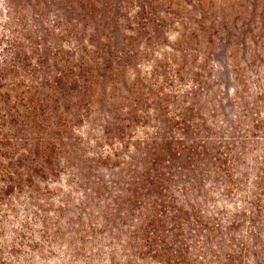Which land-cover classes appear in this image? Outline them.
<instances>
[{"label":"trees","instance_id":"obj_1","mask_svg":"<svg viewBox=\"0 0 264 264\" xmlns=\"http://www.w3.org/2000/svg\"><path fill=\"white\" fill-rule=\"evenodd\" d=\"M160 1L168 8L181 5L174 0H6L0 8L4 23L0 33V199L28 187L44 166L52 165L56 146L65 140L54 135L69 122L58 112L65 107L57 95L75 92L92 98L101 71L123 70L125 57L149 49L156 27L164 21L153 9ZM195 2L205 7L202 0ZM202 7L195 15L200 19ZM163 14L191 24L176 33L182 51L212 44L206 35L209 23L200 20L199 25L193 18ZM199 60L205 64L208 55ZM207 123L202 119L195 126L198 133L186 142L184 137L165 138L162 143L151 140L134 147V159L128 157L132 162L123 164L128 167L125 178L124 172L114 176L117 188L101 207L100 221L93 222L95 209L89 205L86 222L77 213L70 218L72 254L84 252L86 237L95 238L107 228L114 243L97 264H263L264 185L253 182L254 188L263 191L252 193L243 206L233 207L220 223L202 209V200H211L199 195L205 178L212 183L223 179L227 192L234 188L231 155L226 146L205 134ZM111 126L107 120L106 132ZM110 153L103 157L117 158L114 151ZM260 158L264 165V153ZM78 176L80 182L85 180L82 172ZM174 178L181 181L177 188L172 186ZM257 179L264 180V175ZM101 189V184H94L89 191L99 200ZM244 226V235L235 233ZM10 239L12 249L17 242Z\"/></svg>","mask_w":264,"mask_h":264},{"label":"rangeland","instance_id":"obj_2","mask_svg":"<svg viewBox=\"0 0 264 264\" xmlns=\"http://www.w3.org/2000/svg\"><path fill=\"white\" fill-rule=\"evenodd\" d=\"M202 1L205 7L195 0H174L181 5L169 8L161 1L154 4L164 21L156 27L154 41L145 53L125 57L123 70L101 71L98 84L86 92L92 98L75 92L57 95L65 107L58 112L69 122L54 137L65 140L56 146L52 165L44 166L28 187L0 199V264L102 263L114 243L109 230L86 237V250L72 254L73 213L86 222L89 205L95 209L92 220L98 223L101 207L115 194L114 176L124 172L125 178L128 167L123 164L132 162L128 157L134 159V147L151 140L162 143L165 138L189 141L198 133L195 126L202 119L208 121L205 134L226 146L231 155L234 177L229 192L223 189L221 178L213 183L205 178L200 183L199 195L211 199L202 200L206 215L220 223L233 207L243 206L252 193L263 191L254 188L253 182L264 185V180H254L264 175L260 171L264 170L260 158L264 153V0ZM5 3L0 0V8ZM199 6L204 10L201 19L195 16L202 11ZM163 12L193 18L199 25L200 20L209 23L206 35L212 44L182 51L176 33L191 24ZM3 25L0 16V33ZM203 54L208 55L205 64L199 60ZM181 114L187 127L179 125L184 119H175ZM107 120L114 124L109 132L105 130ZM111 151L117 158L103 157ZM80 172L85 177L82 182ZM180 182L174 178L172 186L177 188ZM94 184L102 186L99 200L89 191ZM245 230L247 226L235 233L244 235ZM221 233L217 234L223 240ZM11 237L17 242L12 249Z\"/></svg>","mask_w":264,"mask_h":264}]
</instances>
